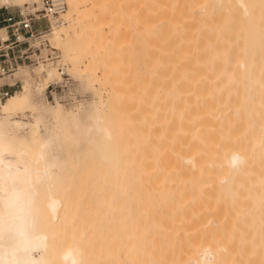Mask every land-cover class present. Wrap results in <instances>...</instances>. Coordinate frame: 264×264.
<instances>
[{"label":"bare ground","instance_id":"obj_1","mask_svg":"<svg viewBox=\"0 0 264 264\" xmlns=\"http://www.w3.org/2000/svg\"><path fill=\"white\" fill-rule=\"evenodd\" d=\"M64 1L51 39L66 23L79 29L62 51L90 74L99 67L106 91L66 109L43 99L57 68L6 76L22 86L0 107V264H154L168 231L183 249L159 264H264V41L244 34L251 1L136 0V82L113 25L128 5ZM95 11L106 32L89 29ZM218 207L243 210L252 251L244 239L226 249Z\"/></svg>","mask_w":264,"mask_h":264},{"label":"rangeland","instance_id":"obj_2","mask_svg":"<svg viewBox=\"0 0 264 264\" xmlns=\"http://www.w3.org/2000/svg\"><path fill=\"white\" fill-rule=\"evenodd\" d=\"M39 1L40 0H19V3H17L16 5L10 4V3H8V4H5V3L0 4V19L2 17L6 16L7 14H13L15 16H18L19 14L27 15V14H31L33 12H36L35 10H38V8H39V6H38ZM100 1H107V0H100ZM117 1L118 2L120 1V2H123L124 4H127L129 9H130L127 12V17H125V22L126 23L124 22L125 23L124 25L121 24L122 22H120V21L122 20V18L119 19L120 23L117 21V23L115 22L113 24L112 19H110V21H111V23L114 26L117 27L116 28L117 30L115 29L116 31H118V29H119L120 32L122 31L121 34H119V35L123 34L122 36H125V39H124V37H120L119 36L121 38V40L122 39L125 40V41L122 40L124 43L122 41H120V42L123 43V44L120 43L121 50H123V53H124V51L125 52L128 51L127 56L130 55V57L126 58L129 61V62L126 61L128 65L126 64V62H124L125 65H127L125 68L127 70V67H128L129 71H127V72H130L129 74H132L131 79H132L133 82H136V80H137V78L139 76V73L141 71V68H142L141 61H140V53H141V37H140V35L141 34H140V28L138 26V21H137V18H136V11H135V1L136 0H117ZM250 1H251V6H252L251 8L253 10L252 13H251V19H250V23L252 24V26L248 30L244 31V34L246 36L247 35H253L254 36L256 34V36H255L256 40L259 41V42H263L264 41V0H250ZM90 2H91V0H86L85 6L86 7L89 6ZM95 14H96V11L89 18V20H90L89 24H90V22H91V24H93L92 27H89V29L92 30V29H94L95 26L96 27L99 26L100 28L104 29V32H106V30H107L106 29L107 26L105 27L106 24L102 23L100 21V19H98V18H97L98 21H96L97 19H95L96 18ZM96 16H97V14H96ZM235 16H238V14L236 13ZM108 20H109V18H108ZM123 20H124V18H123ZM94 21H96L95 24H94ZM99 21L102 23V25H100ZM114 21H116V20H114ZM117 24H119V25H117ZM120 24L123 25V26H121ZM38 25H39V29H41L44 34H47V38L51 39L52 35L50 34L49 24L45 23L43 21V23H39ZM65 27L66 28H64V30L59 31V35H58L57 38L50 40L51 45L54 48H56L57 51L53 55V57H54L53 60L51 59V60H49L47 62L48 64L46 63L47 66L55 67L57 69H58L59 66H62L63 67L64 76H62V78H61V76H59L60 79H58L57 81H52V82L48 83V85H49V84H52L54 82H60L59 85L56 87V89L54 91V93H55L54 96H52V94L49 93V88L48 89L45 88V90L43 92L44 93L43 94V97H44L43 99H44V101L46 103H48L50 105H55L56 103H58L59 105H63V107H65L66 109H69L70 106L75 105L78 102L88 103V102L94 100L95 99L94 95L96 93L99 94L101 97H103L105 95L106 89H105V86H103L101 84V82L98 80V78L100 76L99 75V72H100L99 67H97L94 70V72L90 74L84 68V64L82 66H78V67L74 66L72 58L69 57V56H66L63 53L61 45H62L63 41L65 40V37L69 36L70 37L69 39H71V38H74L75 36H77L79 34V29H74V28L70 27V25L68 23L65 24ZM85 29H87V30H85ZM85 29L84 30L87 32L88 31V27H85ZM107 33H108V31H107ZM119 37H117V38H119ZM261 46H262L261 44H254V43L250 45V47L253 48V49L260 48ZM47 49L48 48H43V54L50 53V50H47ZM121 54H122V52H121ZM124 56L127 57L126 55H123V57ZM120 59H122L121 56H120ZM54 61H55V63L49 64L50 62H54ZM56 61H58V62H56ZM46 65L44 64L43 67H45ZM22 68L28 69L30 71H34V70L36 71V68H34V67H28L27 68V67L22 66ZM31 74H32L33 82H36V81H38L40 79L38 75L34 74V72H31ZM41 74L43 75V72H41ZM93 74H96V76H94ZM6 76H8V75L0 76V89L1 88L2 89L6 88L7 86H10V85L14 84L13 88H15L16 91L14 93L10 94V96L14 95L15 93L18 94L21 91V86H22L21 82L22 81L19 80V79H13L12 77L10 78V77H6ZM36 76H38L39 79H37ZM40 77H42V76H40ZM8 98H6V99H4V100H2L0 102V107L7 101ZM195 179H197V178H194V177L191 178L192 181H195ZM246 199H248V197ZM245 200L242 202L243 203L242 204L243 207H245ZM247 202L248 201L246 200V203ZM227 210L228 209H226V208L223 210L221 207L220 208L218 207L217 208V212H216L217 216L219 215V213L221 214L218 217H221L223 215L221 217V219L217 218V219L220 220L219 223L217 224L219 226L218 227L219 230L217 229L218 230L217 232L220 233L219 237L225 236L223 238L224 239L226 238V240H228V242H226L228 244L227 245L228 248H226V249L234 248V246L236 247L237 250H238V248L239 249L243 248V242H241L243 239L245 240V241L244 240L243 241L246 242L245 243L246 246L244 245L245 247L241 251L244 252L245 251L244 249H248V248L251 249L252 247H250V245H248V247H247V244H248L247 238L248 239L250 238L247 235L250 236V234L252 233V231H250L252 229V227L248 226V222L247 221H246V224L244 225L243 222L245 220H243V222L241 221L242 219L240 220V217L242 215L241 211H243V210H240V211L237 210L238 212L236 210H234L235 211V213H234L235 216L233 215L234 211H230L229 210L230 211L229 213L232 214V215H230ZM223 211H224V214H222ZM238 213L239 214L241 213L240 217H238L239 216ZM165 215H167V212L165 210H161V212H158V215L155 218L158 219L159 216L163 217ZM225 215H228V218ZM230 217H231V219H230ZM166 221L169 222V224L167 223L166 226L167 227L171 226L170 225L171 224L170 221L169 220H166ZM172 221L173 220H171V222ZM240 221L243 224L242 227H241V222ZM172 224H174V223H172ZM235 224H236V226H235ZM243 228H244V230H243ZM262 231L258 235L259 236L258 239H260V240H264V232H262ZM170 232L172 233L173 231L170 230ZM168 233H169V231L166 232V235H165V237H163V239L158 237V239L155 241L156 247L154 245L155 243L151 246L152 252H155V254L152 253V256L153 255L155 256L157 254L156 258L154 256L151 257V260L154 258L152 260L153 262L155 261L154 264H156V263L159 264L158 263L159 260L161 262V259L163 260L164 258H166V256H165L166 253L169 254L168 256H174L177 253L179 254L180 253L179 251H181L183 249L182 248L180 250V248H179L180 246L176 242L177 240L173 239V236H170V233L167 236ZM240 234H241V236H240ZM232 235H234V237ZM244 235H246V238H245ZM217 236H218V234L215 237H217ZM238 237H240V238H238ZM170 238H172V239H170ZM221 238H220V240H221ZM217 239H218V237H217ZM162 240H164V241H162ZM220 240H219V242H220ZM238 240H239V247L237 245L238 243H236V241L238 242ZM166 241H167V243H166ZM225 241H223V242L221 241V242L226 247ZM232 242H234V246H233ZM229 244L232 245L233 247H231V246L229 247ZM176 246H178V247H176ZM162 249H164V250L162 251ZM172 249H174L175 251H173ZM156 251H158V252H156ZM232 251L230 253H232ZM249 251H252V249L249 250ZM159 252H162V254L160 253L161 254L160 255ZM173 253H175V254H173ZM163 254H164V257H162ZM227 256H228V254H227ZM252 256L255 257V255H252ZM157 258H159V259H157ZM167 258H166V260H167ZM230 260H231V258H230Z\"/></svg>","mask_w":264,"mask_h":264},{"label":"built area","instance_id":"obj_3","mask_svg":"<svg viewBox=\"0 0 264 264\" xmlns=\"http://www.w3.org/2000/svg\"><path fill=\"white\" fill-rule=\"evenodd\" d=\"M66 8L64 0H41V8L27 15L7 14L0 19V76L10 75L19 67H37L53 60L57 51L47 34L39 29V23L49 24V16H58ZM43 48L50 53L43 54ZM59 74L64 76L63 67H58ZM60 82L47 85L49 93L54 91ZM14 84L0 89V102L16 91Z\"/></svg>","mask_w":264,"mask_h":264}]
</instances>
